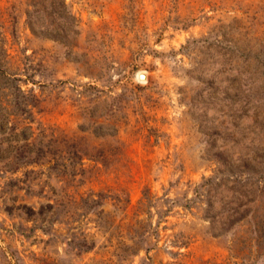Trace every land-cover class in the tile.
Wrapping results in <instances>:
<instances>
[{"label": "rangeland", "instance_id": "obj_1", "mask_svg": "<svg viewBox=\"0 0 264 264\" xmlns=\"http://www.w3.org/2000/svg\"><path fill=\"white\" fill-rule=\"evenodd\" d=\"M0 264H264V0H0Z\"/></svg>", "mask_w": 264, "mask_h": 264}, {"label": "trees", "instance_id": "obj_2", "mask_svg": "<svg viewBox=\"0 0 264 264\" xmlns=\"http://www.w3.org/2000/svg\"><path fill=\"white\" fill-rule=\"evenodd\" d=\"M61 145L62 148L64 147V151L68 154V156L71 158V159H78L80 161V165H81V161L83 159V156H87L90 154L87 152V150L85 149H81L79 147L76 146V142L74 140H71V142L69 141H65V138H62V139H59V138H55V137H51L47 140L46 144H45V147L48 145ZM71 148L70 150H66L65 148ZM48 150V149H47ZM62 151V149H61ZM54 158V157H53ZM51 160H54V159H51ZM48 162H50V159L48 160ZM54 166V165H52ZM55 167V166H54ZM83 170V169H81Z\"/></svg>", "mask_w": 264, "mask_h": 264}, {"label": "water", "instance_id": "obj_3", "mask_svg": "<svg viewBox=\"0 0 264 264\" xmlns=\"http://www.w3.org/2000/svg\"><path fill=\"white\" fill-rule=\"evenodd\" d=\"M140 77H141V79H145L144 73H140Z\"/></svg>", "mask_w": 264, "mask_h": 264}]
</instances>
